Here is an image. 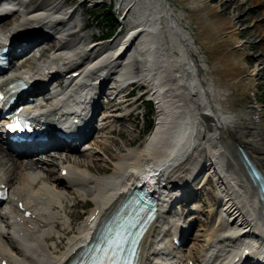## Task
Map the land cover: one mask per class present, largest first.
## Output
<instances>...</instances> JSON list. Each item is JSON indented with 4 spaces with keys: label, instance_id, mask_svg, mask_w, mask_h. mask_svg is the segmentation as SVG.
Instances as JSON below:
<instances>
[{
    "label": "bare ground",
    "instance_id": "bare-ground-1",
    "mask_svg": "<svg viewBox=\"0 0 264 264\" xmlns=\"http://www.w3.org/2000/svg\"><path fill=\"white\" fill-rule=\"evenodd\" d=\"M29 1L17 0L11 6L0 3V17L6 14L11 17L0 20V40H4L8 33L18 35L23 31L27 34L20 40L29 41L41 36L35 46L22 47L23 53L29 49L25 52L29 56L22 62L25 67L11 66L3 75L31 79V76L42 73L46 66L32 59H37L45 50L48 51V58L59 63L56 70L74 65L65 70L74 71L87 62L75 77L70 78L71 83L60 94L56 93L54 99L51 98L36 112L39 117L49 121L65 120L61 114L75 111L78 114L82 100L88 97L93 107L90 119L94 117L98 105L101 106L100 101L104 102L105 109L112 111L102 117L99 129L103 130L112 119L121 117L113 107L118 108L124 100V95L116 98L122 90L117 89L115 97H110L108 92L106 94L107 89L113 91L118 85L113 82L129 77L133 72L141 78L140 84L146 83L152 89L158 115L152 132H148L143 142L128 147L127 152L119 149L121 155L114 157L112 170L100 176L97 175L100 166L94 165L96 173L92 174L84 165L89 158L98 160V148L107 150L102 136L92 146L84 144L82 148L68 153L57 148L61 142H54V149L36 150L34 154L23 156L9 151L0 141V165L3 164L0 181L9 185L10 197L16 196L15 202L21 199L31 209L30 215L23 217L17 211L15 202L11 203L13 214L3 218L5 224L0 225V257L6 256L9 264H62L92 232L97 220L115 208L127 189L141 183L156 192L157 199H161L158 216L140 241L141 264H166L165 261H158L163 253L169 255L174 252L172 238L166 243V236L179 232L182 226L196 224L195 215L200 211L195 207L193 211L187 208L168 213L172 200L176 197L191 200L205 175L213 177L219 193L218 198L213 194L211 196L216 202L210 204L207 210L210 218L208 226H200L202 232L200 230L194 237L195 240L200 235L204 238V245L194 243L200 247L199 259L192 254L198 259L194 264L206 261L219 263L230 254L232 261L235 256H240L246 245L250 253L258 254L254 251L257 250L264 254V205L233 150V146L239 143L264 175L263 115L255 103L242 101L229 90L230 85L235 90L241 85L243 91L252 90L254 86V69L247 67L243 52L235 50L240 40L234 17L214 14L217 7H212L210 0H180L184 4L178 16L173 15L168 0H122L123 9L126 8L122 18L132 7L133 23H129L123 35H120L121 30L116 33L111 41L92 43L93 40H87L88 36L81 33L87 26L86 17L81 16L82 22L78 23L76 19L70 21L76 8L59 12L65 0H39L35 4H29ZM256 1L264 12V0ZM84 2L81 0L80 5ZM84 12L85 9L80 11L81 14ZM183 15L196 19L195 34L182 26L180 18ZM125 21H122V26ZM44 23L51 30H42ZM254 26L260 29L259 35L261 31L264 35V26L259 28V23ZM250 30L256 31L252 27ZM119 35L120 39L117 38ZM195 38L199 46L202 44L210 49L220 47L212 53L210 61L221 72L223 79L215 75L213 66L207 64L206 52L205 55L197 50ZM259 38L263 40L264 36ZM126 54L130 57L124 60ZM99 61L101 65L98 68L92 66ZM91 79L96 82L90 86ZM105 94L106 97H102ZM238 101L240 106L236 105ZM81 132L82 127L75 130L76 134ZM54 135L52 131L50 136ZM74 155L76 158L72 161ZM54 163L58 164L56 172L52 168ZM62 166L65 167L64 174L60 172ZM70 193L75 200L84 196L86 200L93 201L83 222L73 229L70 226L72 212L67 210L71 206L68 203ZM177 202L183 203L182 200ZM90 214L94 215L92 220L88 218ZM166 215L168 218H165ZM65 216L69 217V221ZM184 216L188 217L184 220ZM11 217L14 223L9 225ZM4 225L10 226L12 233L4 229ZM247 236H255L261 242L253 239L252 244L248 243ZM187 257L192 258L191 254ZM154 260L157 262L154 263ZM187 262L188 259L181 264H189Z\"/></svg>",
    "mask_w": 264,
    "mask_h": 264
},
{
    "label": "rangeland",
    "instance_id": "rangeland-1",
    "mask_svg": "<svg viewBox=\"0 0 264 264\" xmlns=\"http://www.w3.org/2000/svg\"><path fill=\"white\" fill-rule=\"evenodd\" d=\"M38 1L39 0H31L28 3L33 4L34 2L36 3ZM168 1H169L170 8L173 10V15L178 16L177 13L183 7L184 3L180 0L178 1L168 0ZM80 2L81 0H65V3L62 5V7H64L67 10H72L76 8L74 15L70 21H73L74 19H76L78 20V23H81L82 22L81 16L86 17L87 26H85L81 30V33H84L85 35L88 36L87 40H94L98 38V36L108 35V33L111 32L108 37L109 41H111V39L116 35V33H118L121 30L120 35H122L124 30L128 28L129 23L131 24V22L134 21V19L132 20L131 18L132 13H133L131 10L133 9L132 7L129 10L130 13L128 12L126 14V17L122 18L120 11H118L115 8L117 2H113L110 8V11L116 15V21L118 23L115 27H113V30H110L112 27L109 25L107 26L105 21L103 22L98 16L101 10L100 8H102L103 6H105L106 8L108 7V5L109 6L111 5V3L109 4V0H102V1L85 0L83 5H80ZM209 3L211 4L212 7H217V10L214 11L215 12L214 14L223 16V17H228V16L234 17L233 22L236 25V29L240 31V32L238 31V39L241 42L240 44L235 46V50L239 52H243L245 61L247 62V67L250 70L254 69V74H253L254 81L252 83L254 86L252 90H244L245 91L244 92L241 85H238V89H236L237 91L235 90L234 86L230 85L229 90L232 92V94L237 96L238 99H242V101L248 100V101H252L253 103H255L256 107L261 111L263 118H264V39L262 40L259 38L264 35L262 34L263 31H261L259 35L258 30L260 29H257L254 26V24L259 23V28H263L264 12H262L261 7H259V4H258L259 2H257L256 0H237V1L236 0H230V1L210 0ZM228 4H231L230 5L231 7H228ZM62 7L60 9H62ZM82 9H85V12L81 14L80 11ZM7 19H11L10 15L8 16L6 14L5 16L0 17V20L2 21L7 20ZM119 20L121 21L119 22ZM2 21L0 22L2 23ZM122 21H125L124 26H122L123 25ZM180 21H181L182 26L189 28V30H191L193 34L197 32V25L195 24L196 19L194 17L183 15L182 18H180ZM44 24L45 26H48V24L46 23ZM44 24H42L41 26H44ZM251 27L254 28L256 31L250 30ZM120 35L117 38L119 37L121 38ZM196 39L197 38L194 39V42L197 43L196 45L197 50L200 52L202 51V53L204 54L206 52L207 55L206 54L205 55L208 61L207 64H210L211 66H213V67L211 66L210 67L215 72V75L222 78L221 72L218 69H216V67L213 64H211V61H210L212 53L220 49V47L216 46L210 49V48L204 47V45L202 44H200L199 46V41ZM134 48L135 47L133 46L132 50H134ZM42 56L48 57V51L45 50L42 53L41 57ZM129 57L130 56L127 57V54H126L124 60H126ZM111 83L109 84L111 85ZM148 88H149L148 84L144 85L140 83L132 86L131 88H130V85L126 86L123 90L125 91L132 90L131 93L133 94V96H124V100L118 105V108L113 107L115 108V112L121 116L119 117L120 119L114 118L112 119L110 123L109 121H107V124L109 123V125L106 126L107 129L106 128H103V130L96 129L93 132V134L90 135V138L87 140V143H86L89 146H92L93 142L97 141V139H101L102 137H103V142L107 145L106 146L107 150L105 151L102 148L101 149L98 148L97 150L98 157L96 158L98 159L97 161L92 160L90 158L87 159V161H85L84 166L86 168H89L92 174L96 173V167L94 165L100 166L98 168V170L100 171L97 174L98 176L102 175L103 173H106V174L109 173L114 166L113 165L114 157L121 155L119 149L127 152L128 147L139 145L140 143L143 142V139L149 135L148 132L150 130L145 133L147 125L148 123L149 124L151 123L152 126L155 124L154 121L156 120V117L158 115V110L156 107V103L152 105L146 100V98L151 95V91H150L151 89L149 90ZM107 91H109V89H107ZM140 91H144V92L146 91L145 96L137 97ZM240 104L241 103L239 101L236 102V105L240 106ZM111 112H112L111 110L105 109L104 102H103L101 105V108H99V115L97 116L99 117V121L102 123L103 122L102 117L104 116V114L105 113L111 114ZM152 130L150 131V133L152 132ZM75 158H76V155L72 156L71 160L75 161ZM57 163L52 164V168L55 172L57 171V167H58ZM39 171L42 172L43 170L39 169ZM196 182H198V180ZM199 184H201L200 186L197 184L199 188L194 187L195 189H197L199 198H196L197 196V193H196L195 199L194 198L191 199L190 205H192L193 207L197 206V208L200 209V212H197V215H195V217L197 216L198 219L196 221V224L194 225V228H192V230L190 231V236L186 243V248L183 250V253L186 254V256L189 254H193L196 257H198L200 255L199 254L200 247L199 245H194V243H200V245H204V240H203L204 238H203V235H200L199 236L200 238L199 239L197 238V240H195L194 237L196 236L197 233L200 232L201 230L200 226H205V227L208 226L210 218H208V211L206 210L209 209L210 204H212L213 202H216V200L212 198L213 197L212 194L216 195V197L218 198V193H219L217 191V186L214 183L213 177H208L206 178V180L204 177L203 181H201ZM75 199L76 198L74 197V195L70 193V200H68V203L71 204V206H68L67 210L69 212H72L73 218L70 223L71 229H73V227L75 228L78 227V225H80L83 222L86 215L90 212L93 206V201L86 200L84 196L78 198L77 200ZM73 202H76V204L72 205ZM186 202L187 204H189V201H186ZM178 204L179 203L176 202L175 206L173 207L175 208ZM65 217L69 221V217L67 216ZM166 242L167 243L169 242V238L167 239Z\"/></svg>",
    "mask_w": 264,
    "mask_h": 264
},
{
    "label": "water",
    "instance_id": "water-1",
    "mask_svg": "<svg viewBox=\"0 0 264 264\" xmlns=\"http://www.w3.org/2000/svg\"><path fill=\"white\" fill-rule=\"evenodd\" d=\"M234 153L238 155L241 164L246 168L248 175L252 178V182L257 187L259 194L264 198V175H262L259 165L252 160L251 156L246 153L245 149L238 143L233 146Z\"/></svg>",
    "mask_w": 264,
    "mask_h": 264
},
{
    "label": "trees",
    "instance_id": "trees-1",
    "mask_svg": "<svg viewBox=\"0 0 264 264\" xmlns=\"http://www.w3.org/2000/svg\"><path fill=\"white\" fill-rule=\"evenodd\" d=\"M100 12L98 14V16L100 17L101 20L105 21V23H107L106 25L111 26L112 28L110 30H113V27H115V24H113L115 21V17L112 15V12L110 11V6L108 5V7L105 8V6H103L102 8H100Z\"/></svg>",
    "mask_w": 264,
    "mask_h": 264
},
{
    "label": "snow or ice",
    "instance_id": "snow-or-ice-1",
    "mask_svg": "<svg viewBox=\"0 0 264 264\" xmlns=\"http://www.w3.org/2000/svg\"><path fill=\"white\" fill-rule=\"evenodd\" d=\"M8 127H9L10 129L15 130V129L19 128L20 125H19V123H13V124L8 125Z\"/></svg>",
    "mask_w": 264,
    "mask_h": 264
}]
</instances>
